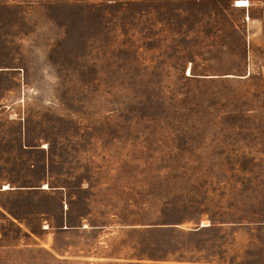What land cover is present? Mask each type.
Segmentation results:
<instances>
[{"label": "rangeland", "instance_id": "374dc122", "mask_svg": "<svg viewBox=\"0 0 264 264\" xmlns=\"http://www.w3.org/2000/svg\"><path fill=\"white\" fill-rule=\"evenodd\" d=\"M237 1L0 0V264H264V0Z\"/></svg>", "mask_w": 264, "mask_h": 264}, {"label": "trees", "instance_id": "16d2710c", "mask_svg": "<svg viewBox=\"0 0 264 264\" xmlns=\"http://www.w3.org/2000/svg\"><path fill=\"white\" fill-rule=\"evenodd\" d=\"M211 225H207V226H205V227H203V228H209ZM171 228H174V227H171ZM200 230H201V228H200ZM199 229L198 230H192V231H188L187 233H185V232H183V231H178V230H176V229H173V231H176V232H178L179 234H181V235H184V236H193V235H195L197 232H199L200 231ZM177 262H186V263H190V264H196V263H202L201 261H204L203 263H207V260H205V259H199V260H194V259H192V258H189V259H179V260H176Z\"/></svg>", "mask_w": 264, "mask_h": 264}, {"label": "built area", "instance_id": "2783aa9c", "mask_svg": "<svg viewBox=\"0 0 264 264\" xmlns=\"http://www.w3.org/2000/svg\"><path fill=\"white\" fill-rule=\"evenodd\" d=\"M244 1H246V3L248 4V0H244ZM236 6H237V2H234V7L237 8ZM247 8H248V6L244 7V9H247ZM263 8H264V4H263ZM245 20L246 21L249 20L248 16H246ZM262 37H263V41H264V21H263V27H262Z\"/></svg>", "mask_w": 264, "mask_h": 264}, {"label": "bare ground", "instance_id": "6f19581e", "mask_svg": "<svg viewBox=\"0 0 264 264\" xmlns=\"http://www.w3.org/2000/svg\"><path fill=\"white\" fill-rule=\"evenodd\" d=\"M246 6H248V4L246 3V1H244V0L237 1V6H236L237 8H244Z\"/></svg>", "mask_w": 264, "mask_h": 264}, {"label": "water", "instance_id": "95a60500", "mask_svg": "<svg viewBox=\"0 0 264 264\" xmlns=\"http://www.w3.org/2000/svg\"><path fill=\"white\" fill-rule=\"evenodd\" d=\"M203 227H204V226L199 225L195 230H198V229L203 228Z\"/></svg>", "mask_w": 264, "mask_h": 264}]
</instances>
